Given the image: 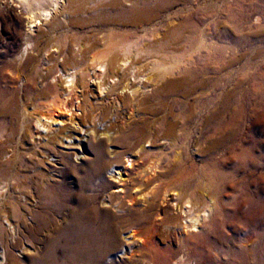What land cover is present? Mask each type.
<instances>
[{"label":"bare ground","instance_id":"6f19581e","mask_svg":"<svg viewBox=\"0 0 264 264\" xmlns=\"http://www.w3.org/2000/svg\"><path fill=\"white\" fill-rule=\"evenodd\" d=\"M5 1L27 26L12 61L21 90L26 100L49 104L37 113L22 106L23 120H0V264H264V173L252 179L259 146L250 139L251 121L239 120L231 101L230 87L244 84L232 69L241 43L232 16L225 22L231 28L222 29L220 12L190 0L155 7L126 0L130 8L121 0ZM176 1L182 8L173 10ZM246 2L244 25L264 23V0ZM164 43H188L190 54L181 61L156 56L154 80L137 56ZM40 60L47 67L39 75ZM257 68L244 67L253 70L246 84L260 90L264 74ZM225 86L230 90L221 96ZM130 89L137 100L122 106ZM190 97L193 103H184ZM94 103L111 105L108 120L75 122ZM60 112L74 119L61 121ZM64 121L79 132L62 146L80 149L87 136L95 139L93 157L80 170L69 154L61 161L41 146L39 129ZM44 163L51 168L42 169ZM248 179L242 219L226 228L231 199ZM213 251L219 256L211 261Z\"/></svg>","mask_w":264,"mask_h":264},{"label":"rangeland","instance_id":"374dc122","mask_svg":"<svg viewBox=\"0 0 264 264\" xmlns=\"http://www.w3.org/2000/svg\"><path fill=\"white\" fill-rule=\"evenodd\" d=\"M140 1L141 0H139L138 2H140ZM159 1L160 0H146L144 3H146V5H148V6L155 7V6H159L161 4ZM245 1L246 0H238V1L237 0H190L189 5H191L194 2V3L199 4L200 9L209 10V11L217 10L218 12H220L219 17H217V20H220L222 29L226 28L227 25H225L226 24L225 22L227 21V18L229 16H232V19H233L232 22L236 21L235 23L233 22L232 28L227 26L228 28H231V30H233V31L236 29L235 30V31H237L236 35L240 34L237 36V39H239L241 42L235 46V51L232 53V55L235 58V62H236L232 66V69L235 72V76H236L237 81L243 80L244 84L240 88V87L236 86V83H237L236 82L235 86L230 87L231 89H233L232 92H234L233 93L234 96H233V99L231 101L233 102L232 103L233 108L236 111H238V117L237 118L239 120H242V119L243 120H250L251 124H252V131H251V135H250L251 138L250 139H251V142H253V144H257L259 146V148H257V150L258 149L259 150L258 151L255 150V153H254L258 157H256V159H255L256 161L254 162L253 169H252V171L255 170V171H253L252 179H253V181H255V180L257 181V180H259V177L261 176V174L264 173V89L257 90V89L251 88L250 86L248 87V84H246V79H247L248 73H246L247 70H245L244 67H249L253 63H256V64H258V68H259V69L257 68L256 73H263L264 74V71H261V70H263L262 67L264 66V29L262 31L258 28L259 25L260 26L262 24L264 25V23L260 22L261 23L260 24V23H257L255 21H254L255 22L254 23L252 20L248 24L244 25V23H243L244 21H243L242 16L246 12V11H244L245 8H247V6H246L247 2L244 3ZM181 3L182 2H180V1H176V4L174 5L173 10L182 8ZM121 6H123L125 8H130L132 5L130 3H128L126 0H121ZM243 6H244V9H243ZM225 9H228V10H225ZM233 15H237V16L234 17ZM251 23H252L253 27H256V28H252ZM243 25H244V28H243ZM237 27H238V29H237ZM26 28H27L26 21L24 19L23 14L20 12V10L14 6L9 5L5 0H0V120H23L21 117L22 116L21 113H22L24 106H26L25 108L28 107L27 109H29L31 111V113H37L40 110V107L42 105H47V103L49 104V102H47V100H39V101H35V102L26 100L24 93L20 87L21 81H19V79H17L18 74L15 70L16 63H13L12 61L14 60L15 56L20 51L21 47L23 46L24 40L26 39V36H25L26 31H27ZM162 30L164 32V30H166V29L163 28ZM249 33H251V34L248 35ZM259 34H261V35H259ZM77 35L83 36V34L80 32ZM220 44L228 45L227 42L226 43L222 42ZM243 44H244V46H243ZM137 46H138V48H140V47H142V44L139 43V45H137ZM149 46H147V49H145V51H143L144 53L141 52L138 55L139 57L141 56L140 58L137 56V61H138L137 65H138V67L140 66L141 69H145V71H146L145 73H147V76L153 77L154 80L156 78L158 80V77H156V76L159 73V71L157 72L156 67H154V66L161 65V62H159V60L157 59L156 56H158L159 59L163 58L165 56L163 59H167L169 61L179 59L181 61V60L188 57L187 55L190 54L189 49L191 47V45H189L188 43L186 45H184L183 48L180 46L175 47L171 43H168L166 45L164 43V44H161L160 46H155L157 48H155V47L149 48ZM162 48H163V50H162ZM250 49H252V50H250ZM161 56H163V57H161ZM59 62H61V59H59ZM46 67H47V65L43 61L40 60L37 63V67L35 68V72L39 73V75L45 74L46 73V70H45ZM249 71L253 72L252 69L248 70L247 72H249ZM222 73H224V71ZM60 75L61 74L59 72L56 74V76H58V77ZM244 75H246V76H244ZM166 76H168V75H166ZM142 81L144 83H146L145 78L142 79ZM133 84H136V83H133ZM230 88L228 86L222 87L223 92H221V96H223V94L225 92H227V90L229 91ZM107 90H108V87L105 86L103 88L102 94H106L108 92ZM91 91H92L93 95H96L97 90H96L95 85H93V84L91 87ZM93 95H91L92 96L91 98H92V101L94 102V100H93L94 96ZM126 95H128L129 98L125 97ZM121 97L122 98H121L120 104L122 106L133 105L135 103L134 101L137 100L134 98L135 95L132 94V89L124 90L123 95ZM184 103L191 104V103H193V99L190 97V98H188V101H185ZM111 109H112V107L108 103H103V104L94 103V105H91V107H89V105H87L85 107L83 114L81 111L77 112L75 122L79 123L80 125H84V124H89L92 121L94 123L97 120H108L107 117H108L109 113L111 112L110 111ZM174 109H175L173 111L174 114L179 113V110H181L177 107ZM66 118L74 119V117H71L69 113H66V112H60L59 113V119L61 121L66 120ZM121 118L122 119L125 118V114H123L121 116ZM167 118H168V120H179L178 118H174L173 115H168ZM24 120H30V119L27 117ZM76 127L77 126H75L74 124L64 121L62 123H57L55 125L54 130L41 128V129H39V132H40V137L42 139V140L41 139L40 140H41V144H42L41 146L43 148V151H45L46 153L48 152L49 155L50 154H56L57 158H59L61 161H64L62 159V157L69 154V156H70L69 161L71 162L73 167L80 170L81 169L80 167L84 166L86 160L93 157L92 147L94 145L95 139L92 136H87L86 140L82 142L80 149L79 148H75V149L69 148L68 149V147H65L64 144H66L68 142L73 144L74 142H76L75 136H76V133L79 132L78 127L77 128ZM67 136H71L72 139L68 140ZM62 141L64 142L63 146L61 143ZM260 146H262L261 149H260ZM53 150L55 151V153ZM72 152L73 153L79 152V154H80V152L81 153L84 152L85 157H82V154H80L79 156H77L78 158L77 157L74 158ZM64 153H66V154H64ZM41 167H42V169H48V168L50 169L51 164L44 163ZM78 172H80V171H78ZM75 175H77V171H76ZM111 176L112 177L114 176L113 172L106 174L105 178H107L108 180H111ZM73 179H74L73 177L68 178V180L70 182H72ZM250 180H251V178H250ZM250 180L249 179L247 180V184H246V182H244L243 185H239L240 186L239 188L235 187V189L238 188L237 191L240 189L239 190L240 194L235 193L233 200L231 199V201L234 204H232V207H230L228 209L229 210L228 213H229L230 217H226V219H225L226 221L224 220L226 228L229 227L232 223L238 224L239 220L242 219L240 208L242 205V201H244V200H243V197L241 195L242 194L241 191H243V188H245L247 190L246 186H248V183L250 182ZM248 189H249V192H252L255 190V188H253L251 185H249ZM113 190H114V188H111L109 190V192H113ZM234 220H237L238 223L235 222ZM219 233L224 238L228 237L227 236L228 232H227V229H225V228H221ZM247 233H248V231H247ZM262 237H258V238L260 239ZM215 253H216V255H215ZM217 256H219L218 252L213 251V252H211L209 259L211 261L216 260L215 258H217ZM218 259H220V258H218ZM236 261H238V259Z\"/></svg>","mask_w":264,"mask_h":264}]
</instances>
